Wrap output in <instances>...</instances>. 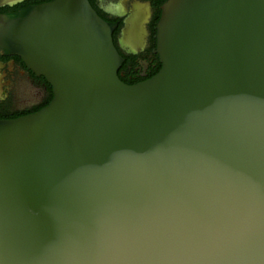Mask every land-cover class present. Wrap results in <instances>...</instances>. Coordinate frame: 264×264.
<instances>
[{"label": "water", "instance_id": "1", "mask_svg": "<svg viewBox=\"0 0 264 264\" xmlns=\"http://www.w3.org/2000/svg\"><path fill=\"white\" fill-rule=\"evenodd\" d=\"M90 0L0 14L53 98L0 118V264H264V0H166L129 84Z\"/></svg>", "mask_w": 264, "mask_h": 264}, {"label": "flooded vegetation", "instance_id": "2", "mask_svg": "<svg viewBox=\"0 0 264 264\" xmlns=\"http://www.w3.org/2000/svg\"><path fill=\"white\" fill-rule=\"evenodd\" d=\"M47 1L50 0H0V14ZM90 1L103 18L116 23L113 36L125 57L122 65L130 62L129 70L120 68L124 81L134 84L152 77L161 62L155 52L157 23L166 0ZM129 56L134 57L129 60ZM52 93L53 87L47 79L30 70L20 56L0 54V114L35 112Z\"/></svg>", "mask_w": 264, "mask_h": 264}, {"label": "trees", "instance_id": "3", "mask_svg": "<svg viewBox=\"0 0 264 264\" xmlns=\"http://www.w3.org/2000/svg\"><path fill=\"white\" fill-rule=\"evenodd\" d=\"M133 57H134V56H129L128 59L130 60V59H132ZM129 64H130V62H129V63L126 62L124 65H122L121 69H124V70H126V71L129 70V68H130V67H129ZM161 66H162V63L160 62V63L158 64L157 68L154 69V71L152 72L151 76H153L154 74H156V73L160 70ZM121 69H120V71H119V74H120L121 78H122L123 80H125V79H124L125 77L122 76V74H121ZM129 83L132 84L131 82H129ZM52 98H53V93L51 94V96L49 97V99L46 100V102H44L42 105L36 107L33 111H38V110L41 109L42 107H44V106H46L47 104H49L50 101L52 100ZM29 111H30V110H29ZM29 111L15 112V113H13V114L1 113V114H0V118H15V117H19V116H21V115H25V114H27Z\"/></svg>", "mask_w": 264, "mask_h": 264}]
</instances>
